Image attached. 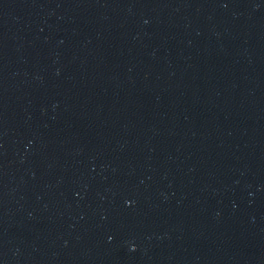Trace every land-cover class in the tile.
I'll use <instances>...</instances> for the list:
<instances>
[{"label":"water","instance_id":"obj_1","mask_svg":"<svg viewBox=\"0 0 264 264\" xmlns=\"http://www.w3.org/2000/svg\"><path fill=\"white\" fill-rule=\"evenodd\" d=\"M0 264H264V0H0Z\"/></svg>","mask_w":264,"mask_h":264}]
</instances>
